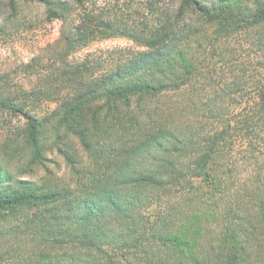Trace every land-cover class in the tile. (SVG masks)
I'll return each mask as SVG.
<instances>
[{
    "label": "trees",
    "instance_id": "obj_1",
    "mask_svg": "<svg viewBox=\"0 0 264 264\" xmlns=\"http://www.w3.org/2000/svg\"><path fill=\"white\" fill-rule=\"evenodd\" d=\"M72 1L23 0L60 35L0 74V264H264V0Z\"/></svg>",
    "mask_w": 264,
    "mask_h": 264
},
{
    "label": "rangeland",
    "instance_id": "obj_2",
    "mask_svg": "<svg viewBox=\"0 0 264 264\" xmlns=\"http://www.w3.org/2000/svg\"><path fill=\"white\" fill-rule=\"evenodd\" d=\"M63 1L73 2L72 0ZM150 1L98 0L96 6L102 9L101 13L105 16H114L129 24L139 25V23H149L153 20V16L148 10ZM164 1L168 6L173 5V8H177V5L171 4L170 0ZM61 24L58 20L48 22L44 7L39 4L16 0V11L14 12L9 7V0H0V74L10 73L12 78L15 77L17 75L15 73L18 72V68L23 65V62L40 54L47 44L59 38ZM245 38H249V36ZM236 47L237 45L233 46V48ZM138 48L133 41L128 39L111 38L93 43L90 47L79 51L75 57L81 58L87 54L101 55L113 50H137ZM244 58L247 56L245 55ZM247 93L250 91L248 90ZM15 119H13V123L16 122ZM51 157L53 163L49 164L50 170L62 179H69L70 174L65 168L62 158L56 155ZM60 167L61 169H59ZM42 175L43 173L40 171L33 178L36 180Z\"/></svg>",
    "mask_w": 264,
    "mask_h": 264
}]
</instances>
